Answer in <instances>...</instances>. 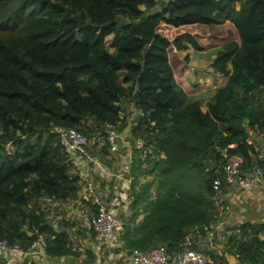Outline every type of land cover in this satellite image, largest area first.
<instances>
[{"label":"trees","instance_id":"obj_1","mask_svg":"<svg viewBox=\"0 0 264 264\" xmlns=\"http://www.w3.org/2000/svg\"><path fill=\"white\" fill-rule=\"evenodd\" d=\"M190 49L227 78L206 105L178 80L189 62L178 52ZM127 106L157 194L137 199L122 239L130 251L175 255L213 220L212 183L230 157L244 172L264 170L255 143L264 137V0H0L1 239L28 251L44 238L51 256L74 254L34 205L74 201L81 189L53 127L106 136L127 126ZM239 231L227 252L264 264V224Z\"/></svg>","mask_w":264,"mask_h":264},{"label":"crops","instance_id":"obj_2","mask_svg":"<svg viewBox=\"0 0 264 264\" xmlns=\"http://www.w3.org/2000/svg\"><path fill=\"white\" fill-rule=\"evenodd\" d=\"M189 64L199 67L201 72L208 67L209 73L214 77V82L204 89L189 85L184 76L189 75L190 70H185L181 75L184 80L179 81L191 96L203 100L206 105L211 93L215 92L216 88L227 78L214 74L209 61H198L194 56H190L186 67ZM209 81L206 83L209 84ZM204 110H206L205 107ZM125 111L127 126L119 131L122 144L118 153H111L108 145L105 146L95 138L93 142L89 141L91 154L101 161L109 172L111 171L110 176L101 178L94 166L88 167L87 176H90L96 183L94 193L87 191L84 180H81V189L76 200L59 203L46 198L34 204L41 211L49 213L48 220L51 221L49 226H52L57 233L69 236L74 254L66 257H53L47 253L46 246L42 245L41 241L45 242V239L41 238L28 251H25L24 255H12L10 258L12 264H130L133 250L126 249L122 236L133 214L132 206L134 207L137 199L140 200L146 196L155 199L157 185L152 183L154 177L148 174L151 170L150 166L139 165L142 160L135 148V142L139 139L131 133L138 113L131 106H127ZM259 149L262 147L259 146ZM261 158L264 160L262 152ZM117 175H123V179L118 180ZM145 178L151 181V186L144 196V190L147 187ZM215 195L213 220L210 224L203 225L207 226L210 232L204 234L201 239L200 237L194 238L193 250L220 264L222 263L219 260H215L217 256L224 257L223 261L227 264L233 262V257L239 263L238 255L227 252L228 244L231 239L240 238L239 228L242 225L264 224V188L259 186L252 191H243L236 186L226 185ZM100 203L106 204L112 213L125 221L123 232L111 243H98L90 226V218L98 213ZM144 217V207L141 206L135 223H140ZM260 239H264V234L260 235ZM171 256L173 257L174 254Z\"/></svg>","mask_w":264,"mask_h":264},{"label":"built area","instance_id":"obj_3","mask_svg":"<svg viewBox=\"0 0 264 264\" xmlns=\"http://www.w3.org/2000/svg\"><path fill=\"white\" fill-rule=\"evenodd\" d=\"M53 134L58 137L61 147L73 164V172L84 180L87 176L88 167L99 168L98 174L102 177L110 176L108 169L97 160L90 152V143L87 136L74 128L54 126ZM106 141L111 153H118L121 150L122 139L118 131L112 127L106 129ZM135 148L142 161L148 159L151 150L143 139L135 142ZM87 191L96 188V183L92 179L87 187V180H84ZM226 185L236 186L243 191H252L259 186L264 188V170L256 167L252 171L244 172L240 157H230L222 168V177L213 180L212 187L215 193ZM97 214L90 218V226L98 243H111L124 230L125 221L112 213L107 205L100 203ZM210 232L207 226L193 229L180 246L179 252L173 257L166 246H160L151 251L135 249L132 251L130 264H220L210 260L200 252L193 250L194 238L200 237ZM41 240V239H39ZM42 245L46 246L43 240ZM18 246H10L8 242L0 238V264H12V255H24ZM239 264V263H236Z\"/></svg>","mask_w":264,"mask_h":264},{"label":"rangeland","instance_id":"obj_4","mask_svg":"<svg viewBox=\"0 0 264 264\" xmlns=\"http://www.w3.org/2000/svg\"><path fill=\"white\" fill-rule=\"evenodd\" d=\"M240 5L237 4V7H239ZM112 40V37H109L107 39V44L110 45ZM190 56H194L198 61H201L203 59H201L197 54L194 53V50H187V51H181L178 52V59L180 60H184L185 57H189ZM212 56V54H211ZM205 61V60H203ZM206 62V61H205ZM201 63V62H199ZM208 63V62H207ZM185 66V65H184ZM186 68V69H185ZM184 71L185 70H190V74L184 76L187 80L189 85H193V87L195 88H199L201 87L202 89H204V87H208V85H211L214 82V77L212 74L209 73V69L208 67L203 69L201 72V69L195 65L189 64L187 67L185 66ZM178 80L180 82H182L184 79L182 77H179ZM210 80L207 84L206 81ZM196 89V90H197ZM126 113H124L125 115ZM93 138H95L96 141H100L101 143L105 144V146L107 145V141H106V137L105 135H103L102 133H95L93 134V136L91 138H88V141L93 142ZM257 138V137H256ZM255 143L257 146L262 147V149H259V152L264 153V137L262 135H260V138L255 140ZM263 150V151H262ZM234 157V156H233ZM98 160V159H97ZM101 162V161H100ZM240 163H242V159L240 158ZM103 164V163H102ZM119 170V169H118ZM117 170V171H118ZM97 171H99V168H97ZM111 172V171H110ZM84 180H87V187L89 186V183L91 182L92 178L90 176H84ZM117 179L118 180H122L123 179V175H117ZM146 179V183L145 185H147L148 183H150L151 181H149V179ZM96 190V188L91 189L89 192L94 193V191ZM106 205V204H105Z\"/></svg>","mask_w":264,"mask_h":264},{"label":"water","instance_id":"obj_5","mask_svg":"<svg viewBox=\"0 0 264 264\" xmlns=\"http://www.w3.org/2000/svg\"><path fill=\"white\" fill-rule=\"evenodd\" d=\"M251 134H252V137H253L254 139L257 137V135H256L254 132H252ZM50 223H51V221H48V222H47V224H50ZM236 263H237V261H236V259L233 257V262L230 263V264H236Z\"/></svg>","mask_w":264,"mask_h":264}]
</instances>
